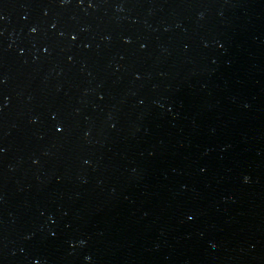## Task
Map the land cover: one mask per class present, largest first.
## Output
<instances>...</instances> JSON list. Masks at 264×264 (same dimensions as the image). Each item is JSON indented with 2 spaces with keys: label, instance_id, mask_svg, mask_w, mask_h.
Listing matches in <instances>:
<instances>
[{
  "label": "water",
  "instance_id": "1",
  "mask_svg": "<svg viewBox=\"0 0 264 264\" xmlns=\"http://www.w3.org/2000/svg\"><path fill=\"white\" fill-rule=\"evenodd\" d=\"M0 264H264V0H0Z\"/></svg>",
  "mask_w": 264,
  "mask_h": 264
}]
</instances>
